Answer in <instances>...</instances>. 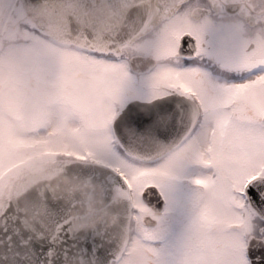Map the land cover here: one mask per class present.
Listing matches in <instances>:
<instances>
[{
	"label": "snow or ice",
	"instance_id": "obj_1",
	"mask_svg": "<svg viewBox=\"0 0 264 264\" xmlns=\"http://www.w3.org/2000/svg\"><path fill=\"white\" fill-rule=\"evenodd\" d=\"M0 264H264V0H0Z\"/></svg>",
	"mask_w": 264,
	"mask_h": 264
}]
</instances>
